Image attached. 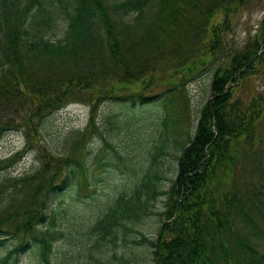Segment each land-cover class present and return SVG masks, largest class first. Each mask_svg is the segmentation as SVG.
<instances>
[{"label": "trees", "instance_id": "obj_1", "mask_svg": "<svg viewBox=\"0 0 264 264\" xmlns=\"http://www.w3.org/2000/svg\"><path fill=\"white\" fill-rule=\"evenodd\" d=\"M249 1L0 0V136L26 138L0 162L7 172L0 179V264H23L27 252L39 264H53L55 245L65 238L59 199L81 187V166L67 163L62 176L61 160L53 163L55 154L42 144L50 113L71 103L89 105L90 140L99 131L96 112L108 101L160 105L167 127L171 93L184 91L182 79L206 72L210 99L197 128L178 143L170 187L159 189L164 162L152 154L133 190L119 195L83 236L87 245L97 236L119 247L121 235L127 244L124 223L153 213L164 195L159 240L141 234L132 242L151 244L155 264H264V91L237 96L248 75L264 70V17L243 46L227 38ZM62 20L64 36L51 39ZM160 84H168L165 92L147 94ZM36 147L41 165L15 174ZM131 165L125 169L135 175ZM95 249L83 263L106 259L99 241Z\"/></svg>", "mask_w": 264, "mask_h": 264}, {"label": "rangeland", "instance_id": "obj_2", "mask_svg": "<svg viewBox=\"0 0 264 264\" xmlns=\"http://www.w3.org/2000/svg\"><path fill=\"white\" fill-rule=\"evenodd\" d=\"M263 17L264 0H250L235 16L237 22L228 32L229 42L234 41L243 46L249 38L257 34ZM221 19L219 16L216 22ZM65 26L66 21L62 20L59 27L50 33V38H62ZM256 71L248 75V80L237 94L238 97L247 98L253 90L264 91V70ZM210 80L207 72L201 76L191 74L182 79L185 83L184 91L171 93L174 102L170 105L171 116L167 120V127L163 125L164 112L160 105L141 109L116 102L103 103L96 112L99 131L91 140V130L87 131L89 105L71 103L46 117L43 122L42 144L55 154L53 163H60L61 160V175H64L67 163L81 166V187L77 185L59 199V223L65 232V238L55 245L53 264L91 262L88 256L96 253L97 241L107 255L106 259L97 264H155L151 244L138 247L139 245L132 242L142 240V235L156 241L164 219L159 214L165 209L164 195L158 196L154 202L151 208L153 213L138 222L124 223L121 228L127 234V244L123 242L124 237L121 235L119 247L114 248L97 236L87 245L88 239L84 238L83 232H88L89 226L119 195L133 190L138 177L151 163L152 154H159L164 162L162 167L165 178L159 184V189L165 191L170 187L180 154L178 143L187 141L189 134L197 128L201 108L210 99ZM167 88L168 84H160L146 92L163 93ZM262 136L264 137V128ZM25 144L26 138L20 132H9L0 136V162L12 157ZM38 154L40 147L26 153L13 170L14 173L22 176L35 171L41 165ZM64 157L67 158L64 160ZM126 163H132L135 175L126 171ZM6 174L7 172L0 171V179ZM227 185L232 187V182L229 181ZM22 263L39 264L31 252L23 255Z\"/></svg>", "mask_w": 264, "mask_h": 264}, {"label": "water", "instance_id": "obj_3", "mask_svg": "<svg viewBox=\"0 0 264 264\" xmlns=\"http://www.w3.org/2000/svg\"><path fill=\"white\" fill-rule=\"evenodd\" d=\"M159 239V238H158Z\"/></svg>", "mask_w": 264, "mask_h": 264}]
</instances>
